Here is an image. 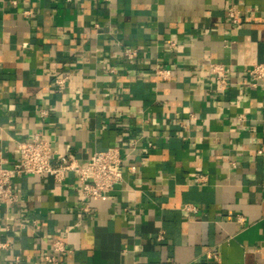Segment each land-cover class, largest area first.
<instances>
[{
	"label": "crops",
	"instance_id": "crops-1",
	"mask_svg": "<svg viewBox=\"0 0 264 264\" xmlns=\"http://www.w3.org/2000/svg\"><path fill=\"white\" fill-rule=\"evenodd\" d=\"M261 61L264 0H0V159L38 134L82 164L114 146L124 159L94 199L73 171L16 175L0 264H53L56 238L57 264H264Z\"/></svg>",
	"mask_w": 264,
	"mask_h": 264
},
{
	"label": "built area",
	"instance_id": "built-area-1",
	"mask_svg": "<svg viewBox=\"0 0 264 264\" xmlns=\"http://www.w3.org/2000/svg\"><path fill=\"white\" fill-rule=\"evenodd\" d=\"M227 13L234 23L239 22L240 11L235 6L228 7ZM174 44L171 42V45ZM126 52L130 58L137 55L136 48H128ZM211 68L224 82L228 68L222 63H211ZM157 71L163 77H167L171 72L167 68H159ZM248 71L254 84H256V81L264 78V61L256 63ZM67 81L68 76L65 75L57 78L56 84L60 90H63ZM17 145L21 159L15 161L12 167L6 166L3 159H0V204H13L18 200V194L13 183V178L16 175L51 174L56 180L61 181L65 178L67 171H73L79 182V190L85 199L102 197L105 193L112 191L124 179V159L120 146L96 150L89 156L87 162L82 164L66 153L53 150L51 141L39 134L33 140L20 141ZM258 152L263 153L264 149L259 148ZM129 170L135 171L136 166L130 165ZM186 207L196 209L192 204H187ZM6 244L1 243L0 245ZM52 248V253L45 255L44 258L53 264L58 263L57 253H65L70 250L61 238H56L53 241ZM207 256L209 258L216 257L211 251L207 252ZM18 261L19 258L17 257L13 264H19Z\"/></svg>",
	"mask_w": 264,
	"mask_h": 264
}]
</instances>
